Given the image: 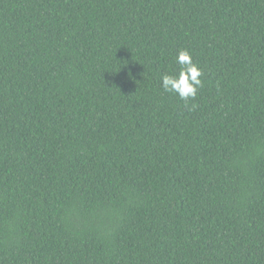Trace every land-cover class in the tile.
I'll use <instances>...</instances> for the list:
<instances>
[{
    "label": "trees",
    "instance_id": "obj_1",
    "mask_svg": "<svg viewBox=\"0 0 264 264\" xmlns=\"http://www.w3.org/2000/svg\"><path fill=\"white\" fill-rule=\"evenodd\" d=\"M0 264H264V0H0Z\"/></svg>",
    "mask_w": 264,
    "mask_h": 264
},
{
    "label": "clouds",
    "instance_id": "obj_2",
    "mask_svg": "<svg viewBox=\"0 0 264 264\" xmlns=\"http://www.w3.org/2000/svg\"><path fill=\"white\" fill-rule=\"evenodd\" d=\"M178 71L175 74H162L161 87L166 93H173L182 101L195 100L197 92L203 87L202 69L192 61L191 54L181 49L175 57ZM185 107H188L185 103ZM196 104H192L189 110H194Z\"/></svg>",
    "mask_w": 264,
    "mask_h": 264
}]
</instances>
